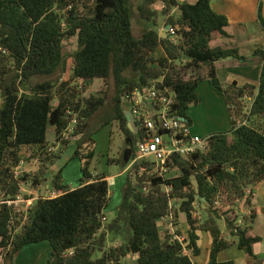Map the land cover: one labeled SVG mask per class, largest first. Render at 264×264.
Here are the masks:
<instances>
[{
	"label": "trees",
	"instance_id": "obj_1",
	"mask_svg": "<svg viewBox=\"0 0 264 264\" xmlns=\"http://www.w3.org/2000/svg\"><path fill=\"white\" fill-rule=\"evenodd\" d=\"M140 17L151 29L136 38L132 29V0H0V191L2 199H14L23 183L33 188L43 185L48 164L55 159L47 149L48 128H55V142L66 147L71 138L80 136L75 157L82 162L80 187L70 190L64 185L61 173L53 176V189L63 192L55 199H42L27 212L26 221L15 222L12 206L0 205V253L3 264H13L20 251L29 245L48 242L52 259L46 264H195L200 255L199 234L207 232L211 239L207 264L219 262L218 254L233 245L252 258L259 237L249 235L255 213L244 217L243 225L237 216L226 217L214 210L220 200L234 214L238 201L251 204L252 193L247 191L264 181V133L257 127L237 126L243 117L264 119V51L259 86L237 82L224 85L216 76L214 64L228 58H240L235 49L211 48L213 37H228L225 28L228 18L216 13L213 0H139ZM92 2V4H90ZM158 2L165 4L166 25L176 29L178 43L171 35L163 38L159 32V16L154 9ZM179 16L172 14L173 10ZM258 21L264 30L261 6ZM77 38L73 68L69 80L33 83L34 78L51 77L66 69L64 43ZM163 55L156 59L159 49ZM241 59V58H240ZM198 73L206 67L212 92L227 106L231 128L226 133L210 136L207 150L189 159L175 157L170 170L180 175L164 179L150 173L148 164L136 161L132 165L123 189V199L117 216L105 224V210L110 199V184L105 176L90 171L94 158L92 131L89 121L106 105L100 96H83L82 86L88 81L113 79L114 97L102 126L117 122L132 148L110 164L126 165L130 153L135 160V148L141 139L129 128L124 105L125 96L151 80L164 78L163 86L176 92V111L191 125L188 116L191 105L200 103L197 95L200 78L184 80L177 71ZM184 63V64H183ZM251 99L246 114L245 99ZM57 102V105L54 103ZM73 127L68 139L64 135ZM44 151L39 171L15 177L21 162V149ZM144 169V170H143ZM199 183L200 199L192 177ZM170 187L171 192L166 191ZM206 199V203L201 202ZM180 200L177 210L172 201ZM205 204L207 220L199 225L195 204ZM173 212L177 225L178 213L186 215L189 231L185 244L163 236L159 220ZM234 238L223 236L219 220ZM12 227V229H11ZM129 236L116 247L106 250L108 234L118 232ZM177 235L182 236L180 232ZM191 254H185L184 249ZM97 251L102 256L94 260Z\"/></svg>",
	"mask_w": 264,
	"mask_h": 264
},
{
	"label": "rangeland",
	"instance_id": "obj_2",
	"mask_svg": "<svg viewBox=\"0 0 264 264\" xmlns=\"http://www.w3.org/2000/svg\"><path fill=\"white\" fill-rule=\"evenodd\" d=\"M92 4V2H90ZM141 4L139 0H132V10H133V19H132V29L134 36L136 38H140L145 31L151 29V24L145 20H143L138 11V7ZM157 7V9H155ZM154 9L158 12V22H159V32L162 34L163 29L167 26L166 20L167 16L164 14L165 4L163 2H158L154 5ZM176 10V11H175ZM172 14L177 16L179 11L174 9ZM162 30V31H161ZM163 36V35H162ZM174 44L178 43V37H174L173 40ZM65 46V54H66V69L64 71H60L54 76L51 77H36L32 80L35 83H41L45 81H60L64 82L69 80L72 68H73V59L72 56L77 50V38H71L66 40L64 43ZM163 55V50L160 48L158 52L155 54L156 59ZM177 64V71L181 72V77L184 80L190 79H198L202 78L199 82V88L197 90V95L200 99V103L197 105H191L190 110L188 112V116L192 120V130L195 134L199 135L203 138H209L214 133H226L231 128V119L229 116L227 106L221 101L216 95L214 97V93L211 90L209 79H205L204 77L207 76L205 69H201L196 74H191L189 71H181L179 67L181 64L179 62ZM184 64V63H183ZM83 89V96L89 97L90 95H96L104 98L106 100L105 107L89 121V131H92L93 138L95 140L94 145V158L91 162L90 171L91 173L96 176H105L109 177L110 183V199L108 205L105 210V221L104 223L107 225L112 222L113 219L117 216V212L121 206L122 199H123V189L127 182V178L130 172L127 170V166L120 164H110L109 160H116L122 158L125 155V152L130 149L129 142L125 134L120 130L119 124L117 122L111 123L107 126H102L101 119L105 118L110 111V107L112 104V100L114 97L115 85L112 78L107 81L102 80H93L88 81L83 84L81 81L78 82ZM2 101V96L0 92V105ZM246 110H249V107L252 104V100L245 99L243 101ZM57 105V102L54 103ZM124 105L129 108L128 103L125 101ZM247 124L250 126H254L262 130L264 133V119L259 118H250L247 120ZM81 137H73L70 140V144L66 147H62L55 142V130L53 127L48 128L47 132V149L54 153L55 156L59 155L58 159H55L52 164H48V171L45 175V181L42 185L43 192L47 190L51 191L53 189L52 180L53 176L61 173L63 182L69 188H76L80 184V180L82 178V162L79 158L75 157V153L78 149L77 141ZM55 150H53V149ZM37 148H25L22 147L21 153L22 158L25 160H31L34 158H38L40 166L42 163L40 162L41 158L44 157L43 153L38 151ZM133 153H130L128 159H130V163L132 162L131 158H133ZM32 167V166H30ZM39 169L37 171H39ZM24 174L32 175V171H25L23 168L21 170L20 177ZM180 175L179 171H173L169 174L167 179H172L178 177ZM23 189L32 190L33 187L31 183H23ZM42 192V193H43ZM44 194V193H43ZM23 197L25 199L29 198L27 193H23ZM220 201V200H218ZM221 202V201H220ZM36 204V203H35ZM34 204V205H35ZM180 202L174 201L172 202L173 210H177L178 205ZM33 205V206H34ZM246 199H242L237 202L236 207L234 208V214L228 213V209L213 206L214 210H221V214H227L226 217H233L237 216L239 220H244V217H249L247 214H244V210L247 208ZM25 208V207H24ZM195 211H196V218L199 221V225L204 223L208 218V210L205 204L196 203L195 204ZM181 213V212H179ZM178 213V221L177 226L179 229L180 234L187 235L189 231L186 215L182 214V219L184 223L180 221V214ZM24 214V213H23ZM182 224L187 225V228H183ZM163 227V226H162ZM161 227V233L163 236L168 234V231L165 230V227ZM178 232V230H177ZM129 231H126V235L123 236L118 232H112L108 234L107 243H106V250L121 245L124 240L127 239L129 236ZM203 245V244H202ZM102 256L100 251H97L94 255V260L99 259ZM127 260H123L122 264H127Z\"/></svg>",
	"mask_w": 264,
	"mask_h": 264
},
{
	"label": "crops",
	"instance_id": "obj_3",
	"mask_svg": "<svg viewBox=\"0 0 264 264\" xmlns=\"http://www.w3.org/2000/svg\"><path fill=\"white\" fill-rule=\"evenodd\" d=\"M185 1L192 4L196 2V0ZM260 6L264 14V0L212 1L213 10L216 13L227 17L229 25L225 28L228 37H213L210 41L211 48L235 49L241 58H228L214 64L215 74L224 85L237 82L240 86L247 84L257 87L259 86L263 64L262 53L260 52L264 51V30L258 21ZM155 9H157V7H155ZM179 15L180 12L177 16ZM204 69L207 74L208 69L206 67H204ZM204 78L207 79V76ZM214 97H216L215 94ZM21 161L24 162L23 168L25 171H32V173H35L39 169L40 163L38 158L25 160L21 156ZM125 162L128 164L127 170L130 172V159H126ZM106 179L109 182L110 178L106 177ZM64 185L66 184L64 183ZM78 187H80V184ZM48 189L49 188L47 187L46 192H43L42 185L38 188H33L32 190L23 189L22 186L21 192L22 195L23 193H27L29 199L33 200L35 204L40 201V198L46 196ZM70 190H73V188H70ZM247 193H252V201L251 204H247L248 206L244 210V214L250 216L253 211L256 212V217L249 235L261 238V241L254 245V254L257 259L250 258L245 251L239 249L237 245H233L218 254L219 262L233 261L235 264H264V181L251 187ZM179 214L181 223H184L182 214ZM237 223L243 225L244 221L239 220ZM219 225L225 239L228 241L234 240L226 229L224 219L219 220ZM182 226L183 228H187V225L182 224ZM159 227L161 230L162 226L160 225ZM177 230L179 231L178 226ZM198 234L200 237V255L194 257V262L195 264H207L212 239L207 232H198ZM182 236L186 237V235ZM189 254L191 253L189 252ZM0 257H2L1 253ZM51 259L52 248L50 244L48 242H42L24 247L14 259L13 264H46L47 261ZM0 264H3V259H0Z\"/></svg>",
	"mask_w": 264,
	"mask_h": 264
},
{
	"label": "built area",
	"instance_id": "obj_4",
	"mask_svg": "<svg viewBox=\"0 0 264 264\" xmlns=\"http://www.w3.org/2000/svg\"><path fill=\"white\" fill-rule=\"evenodd\" d=\"M168 35H171L173 40L176 37V29L170 27L167 31ZM163 81L164 78L151 80L147 85L136 88L132 93L126 95L125 101L129 105L128 112L132 117L129 127L135 134L141 136L135 148L136 159L132 160L131 167L136 161H144L148 164L150 173L158 174L167 179L172 172L169 165L173 158L189 159L197 153L206 151L210 137L203 138L193 132L192 125L181 117L175 109L176 92L172 88L163 86ZM246 114H249V110L246 111ZM248 119L249 117L239 119L237 126L247 125ZM72 132L73 127L64 135V139H68ZM57 144L60 145L59 142ZM23 166L24 162L21 161L15 169L16 178L20 177ZM171 190L170 187H166L168 193ZM0 194L2 195L1 191ZM62 194L63 192L55 189L48 190L46 196L40 200L55 199ZM1 195L0 205L12 206L15 210L14 218L11 221L12 226L19 221L23 224L27 219L28 210L34 205L33 200L25 199L22 192L14 199H2ZM174 201L181 203L180 200H173L172 202ZM215 206L222 207L219 201L215 202ZM222 208L229 210V207ZM160 225L165 227V230L173 236L174 240L185 244L186 237L177 235V225L173 212L161 218L159 220ZM184 253L189 254V251L185 248ZM0 259H3V256Z\"/></svg>",
	"mask_w": 264,
	"mask_h": 264
},
{
	"label": "water",
	"instance_id": "obj_5",
	"mask_svg": "<svg viewBox=\"0 0 264 264\" xmlns=\"http://www.w3.org/2000/svg\"><path fill=\"white\" fill-rule=\"evenodd\" d=\"M169 28H170V26H166V27L163 29V33H162L163 38H167V31L169 30ZM126 115H127V119H128V121L131 123V121H132V117L130 116V112H127ZM192 179H193V186H194V188H195V192H196V194H197V197H196V198H197V200H198V199H200L199 183L196 181L195 176H193ZM201 202H202V203H206V199H205V198H201Z\"/></svg>",
	"mask_w": 264,
	"mask_h": 264
},
{
	"label": "flooded vegetation",
	"instance_id": "obj_6",
	"mask_svg": "<svg viewBox=\"0 0 264 264\" xmlns=\"http://www.w3.org/2000/svg\"><path fill=\"white\" fill-rule=\"evenodd\" d=\"M129 147H130V149L132 148L131 143H129ZM126 152H127V151H126ZM126 152H125V155H126ZM125 155H124V156H125Z\"/></svg>",
	"mask_w": 264,
	"mask_h": 264
}]
</instances>
